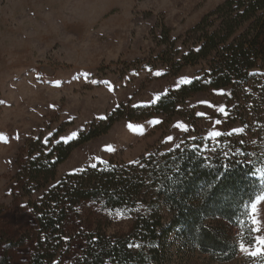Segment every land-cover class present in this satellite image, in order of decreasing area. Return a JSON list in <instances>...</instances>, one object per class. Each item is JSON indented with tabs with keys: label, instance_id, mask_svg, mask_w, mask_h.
I'll return each mask as SVG.
<instances>
[{
	"label": "rangeland",
	"instance_id": "1",
	"mask_svg": "<svg viewBox=\"0 0 264 264\" xmlns=\"http://www.w3.org/2000/svg\"><path fill=\"white\" fill-rule=\"evenodd\" d=\"M225 1L0 0V264H31L39 235L34 206L67 175L93 165L148 173L164 153L186 147L213 162L229 154L256 161L262 192L239 222L226 224L238 244L233 258L201 253L173 229L165 261L152 259L155 245L140 234L141 220L158 205L164 225L172 214L152 181L118 206L105 199L76 204L63 240L121 237L132 251L142 250L145 262L137 264H264V252L250 255L264 247V199H257L264 197V59L234 86L178 97L182 80L211 65L184 56L200 35L196 26ZM161 100L172 106L168 112L159 111ZM87 137L52 180L30 175L35 159L46 163L58 143ZM85 245L72 240L51 264H82Z\"/></svg>",
	"mask_w": 264,
	"mask_h": 264
},
{
	"label": "trees",
	"instance_id": "2",
	"mask_svg": "<svg viewBox=\"0 0 264 264\" xmlns=\"http://www.w3.org/2000/svg\"><path fill=\"white\" fill-rule=\"evenodd\" d=\"M263 10L264 0H226L203 18L195 29L200 35L184 59L193 63L203 60L211 65L202 75L183 85L178 97L187 98L208 89L234 86L241 76L256 67L259 59L263 61L264 19L260 14ZM213 15L217 18L211 20ZM252 19L255 21L251 30L237 35L241 26ZM216 20L219 21L217 25ZM165 101L158 103L161 112H168L172 107ZM111 125L108 123L95 135L105 133ZM89 139L58 143L48 152L46 163L35 159L30 175L38 181L52 180L57 165ZM255 165L254 158L248 161L237 154L213 162L186 147L182 151L164 153L154 161L148 173H140L134 166L98 165L69 174L34 206L38 213L39 235L31 264H51L60 249H70L72 240L77 242L78 239L86 241L82 264H137L139 260L144 263L142 250L132 251L128 241L121 237L83 233L64 241L62 236L72 229L76 204L105 199L110 206H118L140 194L141 189L148 187V181L156 184L161 199L172 212L166 225L162 222L161 205L155 206L152 214L141 220L140 234L155 245L151 250L152 259L165 261L168 235L178 229L189 247L218 261L230 260L237 254L238 244L227 231L226 224L239 222L247 206L262 192Z\"/></svg>",
	"mask_w": 264,
	"mask_h": 264
},
{
	"label": "snow or ice",
	"instance_id": "3",
	"mask_svg": "<svg viewBox=\"0 0 264 264\" xmlns=\"http://www.w3.org/2000/svg\"><path fill=\"white\" fill-rule=\"evenodd\" d=\"M157 75H159V73H157ZM57 83H58V82H57ZM181 83H183V84H188L189 81H187V80H182ZM157 99H159V97H157ZM223 111H224V109L221 108V112H223ZM217 123H219V121H217ZM76 135H77L76 132H72L71 135L67 137V140H72L74 137H76ZM214 135L217 136V137H219V136L221 135V133H220V132H216V133H214ZM168 139H169V140H172L173 138L170 136V137H168ZM177 147H179V146L177 145ZM93 167H94V165H93ZM257 199H258V200H260V199H264V197H258ZM255 209H256V205H255V203H254V204H253V213H255ZM259 244H260V245H264V238H261V239L259 240ZM241 248H242V249L244 248V245H243V244L241 245ZM262 252H264V247H257L255 251H251V252H250V255L253 256V257H255V256L259 255V254L262 253Z\"/></svg>",
	"mask_w": 264,
	"mask_h": 264
}]
</instances>
